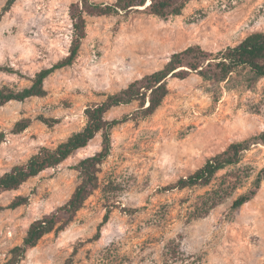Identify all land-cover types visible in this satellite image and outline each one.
I'll return each mask as SVG.
<instances>
[{
	"label": "rangeland",
	"instance_id": "obj_1",
	"mask_svg": "<svg viewBox=\"0 0 264 264\" xmlns=\"http://www.w3.org/2000/svg\"><path fill=\"white\" fill-rule=\"evenodd\" d=\"M6 1L0 0V65L15 72L0 71V87L21 89L67 54L69 5L76 0H15L4 10ZM85 18L76 59L45 80L46 94L0 106V175L80 130L86 106L161 68L171 53L192 44L216 51L264 31V0H190L176 16L138 8ZM248 76L242 72L220 84L197 74L168 78L169 92L153 114L142 116L137 102L110 109L108 118L133 117L111 130L98 186L74 219L45 234L20 264H63L69 258V264H263L264 178L250 201L237 210L231 205L253 188L264 166V143L252 145L206 186L164 188L231 142L264 129V77L251 83ZM40 116L58 122L49 126ZM26 118L30 124L18 130ZM101 144L98 133L57 166L0 192V262L33 220L70 197L80 182L75 165ZM18 195L27 201L10 207ZM106 211L109 218L94 239Z\"/></svg>",
	"mask_w": 264,
	"mask_h": 264
},
{
	"label": "trees",
	"instance_id": "obj_2",
	"mask_svg": "<svg viewBox=\"0 0 264 264\" xmlns=\"http://www.w3.org/2000/svg\"><path fill=\"white\" fill-rule=\"evenodd\" d=\"M15 0H7L4 10L9 9ZM190 0H113L97 2L94 0H76L69 5V17L72 24L71 40L67 54L48 67L39 69L31 79V83L21 89H13L7 85L0 87V106L16 100L23 101L33 96L46 94L45 80L55 71L70 66L78 55L82 40L86 36L85 15H118L142 8L145 12L160 17L176 16ZM0 12V20L3 15ZM0 71L15 72L11 67L0 65ZM247 72L248 80L253 83L264 77V31L249 33L236 44L227 45L216 51H210L199 44H192L180 51L171 53L169 59L161 67L152 72L131 80L125 87L108 94L100 102L90 104L84 109L86 122L84 126L70 134L55 147H40L35 153L20 164L13 165L0 175V192L20 187L31 177H35L47 168L55 167L69 157L74 151L85 147L96 134L102 136L101 149L92 155L83 157L75 165L80 182L70 197L49 213L33 220L20 244L10 249V257L0 264H20L26 251L50 232L63 230L75 217L85 200L98 186L99 164L108 156L111 148V130L133 117V113L121 117L108 118L106 114L114 107L137 102L142 116H149L161 105L168 94V78L185 79L197 74L212 83L229 82L239 73ZM39 119L49 126L58 122L55 118L40 116ZM30 119L17 123L18 130H24ZM257 143H264V129L259 133L241 141L228 144L222 151L208 157L204 163L186 176L178 178L165 189H184L194 186L208 185L215 174L228 166L237 164L243 153ZM264 178V166L259 170L253 182L254 186L245 193L238 195L232 202L231 209L237 210L250 201L257 193ZM27 201V197L18 195L10 203L16 208ZM216 203L214 202L213 205ZM133 211H136L134 209ZM109 211L98 224L94 239L99 238L100 227L107 222ZM69 258L63 264H69ZM264 264V263H263Z\"/></svg>",
	"mask_w": 264,
	"mask_h": 264
}]
</instances>
